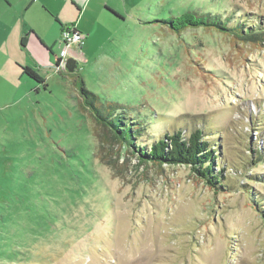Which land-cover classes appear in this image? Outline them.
<instances>
[{"label": "rangeland", "instance_id": "obj_1", "mask_svg": "<svg viewBox=\"0 0 264 264\" xmlns=\"http://www.w3.org/2000/svg\"><path fill=\"white\" fill-rule=\"evenodd\" d=\"M86 3L64 19L83 35L66 58L84 89L142 128L137 145L201 129L224 191L186 165L138 168L122 147L100 146L74 74L30 42L17 62L0 55V66L29 67L46 86L0 76V264H264V210L253 205L264 208V0ZM184 13L261 41L163 23ZM53 44L59 57V32Z\"/></svg>", "mask_w": 264, "mask_h": 264}, {"label": "trees", "instance_id": "obj_2", "mask_svg": "<svg viewBox=\"0 0 264 264\" xmlns=\"http://www.w3.org/2000/svg\"><path fill=\"white\" fill-rule=\"evenodd\" d=\"M163 23L173 32L180 33L185 29H216L222 34L233 36L241 43L258 42L261 38L252 36L250 29L229 28L223 22L213 20L208 16H199L194 13H184L178 17H172L164 20ZM64 30V28L62 29ZM61 30V32H62ZM264 32L260 31V35ZM55 66L58 65V59H55ZM65 69L70 74H74L72 80L77 88L79 95V111L88 113L95 125V133L97 136L99 129L105 136H99L100 146H108L110 144L122 147L123 151L129 153L131 157L136 159V166L142 168L161 167L163 164L169 166L183 165L189 168L196 175L198 181H202L205 186L214 192L224 191L222 184L223 167H219L218 171L214 170V160L217 159V154L212 149L207 141L202 139L203 133L201 129L190 132L187 136L182 130L165 134L162 138L156 140L149 146H144L138 143V138H142V128H136L137 125L121 121L115 117L112 112H105L102 104L97 106L95 96L84 89L81 76L77 73L76 62L69 58L66 60ZM22 75L26 76L31 81L45 88L44 79L29 67L21 68ZM36 90V89H35ZM37 91V90H36ZM114 105L109 108L113 110ZM137 145V146H136ZM119 157V155L117 156ZM103 163L104 160L100 159ZM259 161H264L260 159ZM108 165V163L106 164ZM254 207L259 211L264 208H258L257 202H253ZM264 220V214L261 215Z\"/></svg>", "mask_w": 264, "mask_h": 264}, {"label": "crops", "instance_id": "obj_3", "mask_svg": "<svg viewBox=\"0 0 264 264\" xmlns=\"http://www.w3.org/2000/svg\"><path fill=\"white\" fill-rule=\"evenodd\" d=\"M86 2L87 0H0V55L2 58L7 55V61H15L13 55L15 51L20 47L27 48L30 42H38L43 51L50 52L55 63L58 57L52 51L53 43L58 32L61 33V30L67 27L64 23L65 16L68 15V20L74 22L76 5H85L87 8L89 3ZM106 10L114 17H119L114 9L106 8ZM43 17L50 21L52 29L46 27ZM74 25L71 23L70 26ZM74 27L81 32L79 27ZM70 54L74 58H83L71 50ZM9 64L6 68L4 63L0 66V76L3 80L6 70L11 76L10 81L14 83L13 85H19L25 77L20 71L21 67L9 66Z\"/></svg>", "mask_w": 264, "mask_h": 264}, {"label": "built area", "instance_id": "obj_4", "mask_svg": "<svg viewBox=\"0 0 264 264\" xmlns=\"http://www.w3.org/2000/svg\"><path fill=\"white\" fill-rule=\"evenodd\" d=\"M82 40H83V35L80 34L78 31H76L74 27L71 29L62 30V32L60 33L61 50H60V56L57 58L58 65L55 66L56 70L59 71L65 68V64L67 60L66 57L69 54L66 53V49H69L72 46L79 47Z\"/></svg>", "mask_w": 264, "mask_h": 264}]
</instances>
